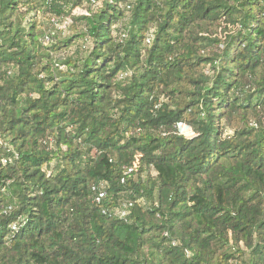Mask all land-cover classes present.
Segmentation results:
<instances>
[{"label":"trees","instance_id":"1","mask_svg":"<svg viewBox=\"0 0 264 264\" xmlns=\"http://www.w3.org/2000/svg\"><path fill=\"white\" fill-rule=\"evenodd\" d=\"M0 264H264V0H0Z\"/></svg>","mask_w":264,"mask_h":264},{"label":"built area","instance_id":"2","mask_svg":"<svg viewBox=\"0 0 264 264\" xmlns=\"http://www.w3.org/2000/svg\"><path fill=\"white\" fill-rule=\"evenodd\" d=\"M95 3V2H94ZM95 6H98V4L95 3ZM67 20H69L68 18H66ZM52 23L55 25L56 28H67V25L64 26H60L59 21L56 20L55 18L52 19ZM71 23V22H70ZM69 23V24H70ZM67 24V22L65 23ZM68 24V25H69ZM55 35V32H52L51 35H47L45 38V43L46 44H50L52 42V39ZM153 32H151L150 36L147 39V44L151 45L152 41H153ZM180 129L184 130V132L180 135L184 136V137H193L194 133L193 131L189 128H187L186 125L184 124H179ZM9 163L8 159H3L2 160V164L3 165H7ZM135 170L134 168H127L125 170L124 176L121 179V183L125 184L127 181V178L131 177L134 174ZM93 190L96 192V197H95V203L99 206H103L104 202L106 201V199L108 198V185L105 183H101L98 185H95L93 187ZM137 203H144V200H140L138 202H134V201H122L117 207H115L114 209H104L103 212L104 214H107L110 218H117V219H125L128 218L131 214L132 211L135 207V205ZM17 226L14 225L13 226V231H17Z\"/></svg>","mask_w":264,"mask_h":264},{"label":"rangeland","instance_id":"3","mask_svg":"<svg viewBox=\"0 0 264 264\" xmlns=\"http://www.w3.org/2000/svg\"><path fill=\"white\" fill-rule=\"evenodd\" d=\"M80 12L81 13H84V10H81V9H79V10H75L74 11V13H73V15H78V14H80ZM69 20H67V19H64V20H62V21H59V24H60V26H64V25H67L66 27L67 28H59L58 29V31H57V33H56V37L58 38V39H63V38H66V37H69L71 34H72V32H73V30H71V28L69 27L70 26V22L72 23V19H71V17H69L68 18ZM67 22V24H65ZM69 24V25H68ZM63 55V52H61V53H58V55L57 56H62ZM184 125H186V124H184ZM187 126V125H186ZM187 128H188V126H187ZM189 129V128H188ZM178 130H179V133H183L184 132V130H182V129H180V127H178ZM152 174L154 175V176H156V172L154 171V170H152Z\"/></svg>","mask_w":264,"mask_h":264}]
</instances>
